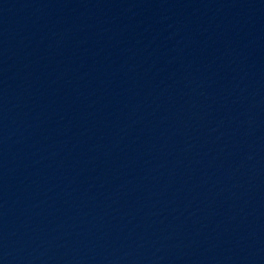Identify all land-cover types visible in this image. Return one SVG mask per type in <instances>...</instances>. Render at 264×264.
Returning <instances> with one entry per match:
<instances>
[{"label":"water","instance_id":"1","mask_svg":"<svg viewBox=\"0 0 264 264\" xmlns=\"http://www.w3.org/2000/svg\"><path fill=\"white\" fill-rule=\"evenodd\" d=\"M0 264H264V0H0Z\"/></svg>","mask_w":264,"mask_h":264}]
</instances>
